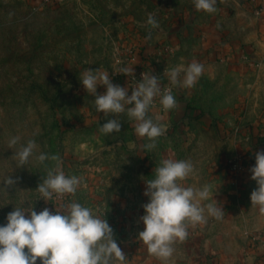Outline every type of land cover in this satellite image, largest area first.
Here are the masks:
<instances>
[{
    "label": "rangeland",
    "instance_id": "374dc122",
    "mask_svg": "<svg viewBox=\"0 0 264 264\" xmlns=\"http://www.w3.org/2000/svg\"><path fill=\"white\" fill-rule=\"evenodd\" d=\"M241 3L215 0L232 13L228 21ZM149 13L158 28L149 29ZM251 16L264 17L246 14L249 28ZM209 20L193 0H0V226L15 207L65 214L77 202L108 221L126 256L123 264H264V214L250 199L258 187L250 169L255 153L264 151V42L255 39L252 55L241 57L233 45L247 41L251 29L237 33L231 25L219 40L232 48L221 51L206 44ZM193 61L204 66L195 87H172L166 68ZM85 69L108 74L129 96L144 72L159 78L162 90L171 87L177 107L164 111L157 97L148 113L165 129L155 149H146L149 141L135 133L136 122L126 113L96 111L95 97L79 78ZM115 118L121 132L102 134L100 126ZM13 137L19 142L10 148ZM29 140L37 148L21 168L13 155ZM40 153L59 155L65 175L81 179L74 194L45 201L36 191L55 167L50 160L40 163ZM169 159L191 161L194 170L180 185H209V200L200 205L215 199L224 213L217 219L205 211V222L190 225L163 262L149 254L139 233L149 202L146 182ZM8 177L13 186L4 184ZM258 235L262 240L253 244Z\"/></svg>",
    "mask_w": 264,
    "mask_h": 264
},
{
    "label": "clouds",
    "instance_id": "9594fccd",
    "mask_svg": "<svg viewBox=\"0 0 264 264\" xmlns=\"http://www.w3.org/2000/svg\"><path fill=\"white\" fill-rule=\"evenodd\" d=\"M193 2L197 11L213 13L216 10L215 0ZM147 23L152 28L159 27L152 13L148 14ZM145 39H151L150 32ZM120 71L128 74L127 68ZM203 73V64L193 61L187 67L178 65L172 69L166 68L164 76H167L172 87L190 89L195 87ZM79 78L86 92L95 97L93 103L98 113H103L105 117H118L126 113L129 120L136 122L135 133L149 141L146 149L156 148V141L164 135L165 129L162 124L154 122L148 113L157 97H160L159 102L165 111L177 107L171 87L162 90L160 79L144 72L142 82L137 83L129 96L127 88L113 84L110 76L99 69H85ZM100 86L106 88L105 93L98 94ZM121 127L119 119H109L100 126L99 131L106 135L119 133ZM18 142L19 137L11 138L9 147H15ZM36 148V142L29 140L14 153L19 167L23 168L29 162ZM36 158L40 163L49 160L55 162V167L48 170L36 190L45 201L51 199L53 194L62 197L77 191L81 179L65 175L60 168L59 155L40 153ZM255 160L250 172L251 179L258 187L251 193L250 199L252 206H258L264 214V151L256 152ZM193 170L191 161L162 160L154 170L155 177L146 182L144 194L149 197V202L143 205L145 215L141 220L145 227L139 233V240L147 246L150 255L163 262L173 255L174 242L187 238L190 225L205 222V211L217 219L224 213L215 199V202L200 205V201L209 200V185L199 189L180 185L179 181L185 180ZM4 184L10 187L15 181L8 177ZM38 259L41 264H114L116 261L123 264L126 256L117 244L108 221L93 215L92 209L80 203L72 202L65 214L58 211L53 214L47 208L37 213L34 208L25 210L15 207L7 215V223L0 226V264H37Z\"/></svg>",
    "mask_w": 264,
    "mask_h": 264
},
{
    "label": "crops",
    "instance_id": "0c3cea01",
    "mask_svg": "<svg viewBox=\"0 0 264 264\" xmlns=\"http://www.w3.org/2000/svg\"><path fill=\"white\" fill-rule=\"evenodd\" d=\"M264 6V0H242V3L240 4V9L237 8V13L234 14L233 19L228 21L229 18L231 17L232 13L226 8V6H215V11L213 13H209L210 15V20L206 22L207 27H205L203 31V35H205L207 39V43L209 46L211 45H218L216 46V49H219L221 51L227 50L225 45L229 46L231 49V45L228 44L226 41H221L219 38L225 37L226 34L228 35L229 32L232 29H227L231 28V25H235V31L239 33L238 31H248L251 29V36L248 39V37H245L247 41H242L240 44H234L233 49L237 51L236 53L241 55V57H244L245 55H248L246 53H251L254 52L253 48V42L254 40H260L262 39V42H264V17L261 19L251 16L252 23H251V28H249V25L246 22L245 15L246 14H251V15H256V9H258L260 6ZM254 13V14H253ZM257 15H264V11H262L260 14ZM233 28V27H232ZM243 32H241L242 34ZM248 44V45H244ZM215 49V48H214ZM213 49V50H214ZM227 55H232L228 54V52H225L224 54ZM252 55V54H251ZM231 58V56H228ZM181 109V108H180ZM183 110V109H181ZM180 111V110H179ZM178 111V112H179ZM181 112V111H180ZM255 260V258H254ZM245 261H251V257L248 259H243V263ZM257 264V263H255ZM258 264H262V261L260 259V263L258 260Z\"/></svg>",
    "mask_w": 264,
    "mask_h": 264
},
{
    "label": "built area",
    "instance_id": "2783aa9c",
    "mask_svg": "<svg viewBox=\"0 0 264 264\" xmlns=\"http://www.w3.org/2000/svg\"><path fill=\"white\" fill-rule=\"evenodd\" d=\"M53 1H57V0H45V3L48 5V4H51V3H53ZM257 11H256V14H260L262 11H264V6H260L258 9H256ZM165 88V87H164ZM163 88V89H164ZM171 91H172V89H171ZM164 110V109H163ZM165 111V110H164ZM170 111V110H169ZM262 240V238H261V236L260 235H258V236H256V237H253V239H252V243L254 244L256 241H259V240Z\"/></svg>",
    "mask_w": 264,
    "mask_h": 264
},
{
    "label": "water",
    "instance_id": "95a60500",
    "mask_svg": "<svg viewBox=\"0 0 264 264\" xmlns=\"http://www.w3.org/2000/svg\"><path fill=\"white\" fill-rule=\"evenodd\" d=\"M149 29H152V27H150Z\"/></svg>",
    "mask_w": 264,
    "mask_h": 264
}]
</instances>
